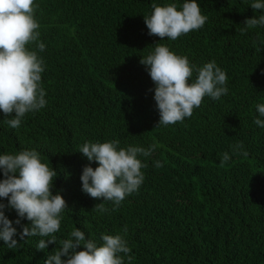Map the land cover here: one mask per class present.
Returning <instances> with one entry per match:
<instances>
[{
	"label": "trees",
	"instance_id": "16d2710c",
	"mask_svg": "<svg viewBox=\"0 0 264 264\" xmlns=\"http://www.w3.org/2000/svg\"><path fill=\"white\" fill-rule=\"evenodd\" d=\"M185 2L34 0L40 36L26 47L44 61L47 103L18 128L7 123L15 113L0 110V155L39 152L57 172L52 191L67 209L56 244L37 250L51 237L21 240L31 222L5 207L18 245L9 249L0 240V264H45L76 228L98 246L104 234L121 235L130 249L119 254L124 264H264V127L254 123L264 103V26L244 24L264 10L251 8L255 0H197L207 16L202 28L176 40L149 34L144 17L153 5L180 10ZM157 44L196 67L215 61L227 75V94L205 96L191 117L158 125L156 85L140 63ZM114 140L118 149L155 145L150 156H138L147 165L142 185L118 206L82 190L83 168L99 165L79 152L86 142ZM225 152L230 159L222 165ZM0 203L7 206L8 198ZM99 203L106 212L94 209Z\"/></svg>",
	"mask_w": 264,
	"mask_h": 264
},
{
	"label": "clouds",
	"instance_id": "9594fccd",
	"mask_svg": "<svg viewBox=\"0 0 264 264\" xmlns=\"http://www.w3.org/2000/svg\"><path fill=\"white\" fill-rule=\"evenodd\" d=\"M250 6L254 10H264V0H255ZM36 7L34 0H0V110L6 116L15 113L7 120L11 128H18L26 113L38 111L47 103L41 85L44 61L36 51L26 47L39 40ZM153 9L144 20L149 34L161 39L176 40L182 34L202 28L207 20V16L201 14L197 0H188L180 10H177L176 4L153 5ZM244 24L247 28L264 26V14L247 19ZM37 48L42 52L45 44L37 43ZM140 63L147 66L156 85L154 99L160 112L158 125L182 122L185 117L192 116L194 108L201 105L205 96L218 100L228 92L225 87L227 75L215 61L196 67L187 56L177 55L169 47L157 44L154 52L142 58ZM194 71L197 76L190 82ZM256 110L258 116L254 123L264 127V103L258 104ZM118 145L119 140L86 142L79 150L88 161H96L99 165L95 169L90 165L83 168L82 190L93 198H103L117 206L126 196L137 191L144 181L141 169L147 165L138 156L148 157L155 149V145L147 149L135 146L118 149ZM235 148L242 149V143ZM243 154L246 156L247 152ZM229 159V154L225 152L221 164ZM155 166L162 167V164L156 161ZM0 170L4 176L0 180V197L8 198L7 206L0 203V240L9 249L18 245L14 239L17 229L4 212L5 207H10L20 218L26 217L31 222L30 226H23V231L19 233L21 240L36 235L50 236L51 239L39 241L37 250L56 244L54 234L60 229L61 213L67 209L64 198L52 191L56 170L42 162L36 150L0 155ZM94 209L101 213L107 211L103 203L97 204ZM20 223V219L15 221V224ZM102 241L98 246L76 228L69 238L61 241V247L54 254L48 255L45 264H124L119 254L130 252L124 238L118 234H104ZM78 248L83 250L78 251Z\"/></svg>",
	"mask_w": 264,
	"mask_h": 264
}]
</instances>
